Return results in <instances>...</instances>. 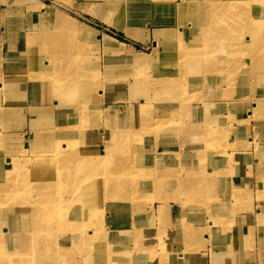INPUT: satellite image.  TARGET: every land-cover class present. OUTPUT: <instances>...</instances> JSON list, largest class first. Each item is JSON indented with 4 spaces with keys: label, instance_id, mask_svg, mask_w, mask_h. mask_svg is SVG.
Listing matches in <instances>:
<instances>
[{
    "label": "rangeland",
    "instance_id": "obj_1",
    "mask_svg": "<svg viewBox=\"0 0 264 264\" xmlns=\"http://www.w3.org/2000/svg\"><path fill=\"white\" fill-rule=\"evenodd\" d=\"M10 1L0 0V111L10 113L5 117V120L0 121V132L11 139V144L14 147L23 146L26 156L29 158L48 156L50 151L46 147L56 144V140H59L55 138V126L58 125L69 132L68 136L61 134L59 144H67L71 152L77 151L84 159L83 166L108 164L110 168H115L119 160L127 157V152L123 150L112 152L110 147L113 144L103 145L104 140L100 135L106 134L103 129L107 128V124L111 121L108 111L119 106V113L124 119V124L128 128L137 129L138 137L132 139V144L129 146H136L144 152L149 151L154 158L159 154L160 158L167 161L168 176L179 174L185 178L186 172L182 169V159L188 152L187 147L193 143H198V147H204L201 142L204 135L200 134L198 128L200 126L206 128L213 117H209L205 113L208 108L203 101L205 102L208 91L204 90L199 81L194 82L192 78L183 79L185 91L182 96L185 101L180 102L176 100L177 96L168 89V84L165 82L168 76L159 72V68L168 58V53L165 55L161 53L160 46L165 44L169 46L170 43L178 45L184 40L180 38L181 29L178 38L173 37L174 30L177 28L175 24L167 26L158 22L161 17L164 19L174 18L171 8L173 6L175 9L176 5H172L170 0L167 5L171 6L159 8L155 11L156 14L145 15L137 24H133L129 17L128 6H123L122 16L115 17L111 11H108L109 9L106 10L103 6H101L100 13H95L93 10L96 4L85 1L84 4H81L79 0L74 1V4H72V0L71 3L65 0L56 4L55 0ZM240 1L229 0L230 5L225 8L227 14L238 11ZM206 6L207 1H204V7L207 8ZM68 17L81 21L98 32H87L81 38L77 37L76 41L70 45L63 40L64 34L60 33L59 27L60 21ZM180 17L178 16L176 24H179ZM23 30L29 33V37L17 40L16 36L21 35ZM153 41L156 42L155 45H153ZM17 49L20 52L26 50L31 56L34 54L35 57L39 54L46 56L50 62H55V56L58 59V55H66L69 60L73 61L75 70L70 72L59 70L56 75L61 79L60 86L64 87V82L75 80L85 83L72 90H64L60 87L62 94L58 97L59 90L55 86L57 83L53 76L55 73H52L40 77L42 86L18 89L19 86L29 83L36 68L33 63L28 65L30 61L27 62L28 57H21L19 52L15 53ZM21 55L23 56V54ZM246 65L251 67L250 64ZM205 74L207 75V73ZM182 75L183 72H177L175 77L179 78ZM219 78L223 79V76ZM159 81H162L164 85L162 86V83L155 84ZM188 84L190 88H188ZM248 87L249 94L245 97L254 95L257 91L253 86ZM147 96L151 104L144 103ZM54 97L60 98L64 104L73 105L74 110H79L78 114L72 112L71 106L70 108H60L54 103L45 104L46 102L43 101ZM188 97L192 98V107L188 111H182L181 109L191 104ZM167 105H174L175 111L160 112V110L168 109ZM198 105H201L202 108H196ZM87 109H93L95 112L89 110L87 114H91L90 117L83 119ZM144 110H149V123L144 121L138 124L139 119H144L147 114ZM196 112L200 113L199 119ZM227 112V108L221 112L222 130L228 129L224 124ZM251 112H253V108L244 110L242 113ZM186 115L189 116L185 117ZM50 116H54L55 120L52 121ZM109 116L110 118H108ZM177 119L178 121H176ZM227 121L231 122L229 118ZM113 123L119 122L113 120ZM168 126L176 127L181 133H177L180 138H176L177 130L175 129V132ZM258 129V126L253 128L251 135H257ZM156 130L157 132H154ZM263 134L264 132H262ZM93 135L97 139L92 140ZM109 139L114 141L116 137L110 136ZM261 140L264 142V136ZM91 141L93 142L91 143ZM166 142L167 146L164 147ZM96 144L100 150L107 149L109 152L105 153V150H102L94 156L85 154L89 151L90 146ZM64 148L65 146H61V150ZM220 149L215 148L213 151L210 160L215 163L208 165L207 169L210 172L221 169L222 164H218V161H222L223 158ZM141 157L145 156L142 154ZM6 159V156L3 157L0 154V168L7 165ZM61 159L62 156L58 154L54 157V161ZM13 165H17V161L15 164L13 162ZM163 165L161 163L157 167ZM100 170L94 172L96 179L90 181L87 188L80 185L81 177L65 182V172L81 173L78 166L68 158L42 173L47 176V179L61 183V186L56 192L37 197L34 205L54 203L64 208L60 215L54 213L46 217L45 221L55 222L59 217L65 215L68 218L71 217V222L79 223L80 226L82 217L88 215L89 220L97 223L92 215L93 208L100 200L102 201L99 203L100 207L102 208L104 205L103 208H105V212L100 214L104 215V231L95 229L96 226L90 227L98 233V237L93 234L91 241L75 240L70 238V236L73 237L71 230L65 231L68 236L66 249L68 254L76 252L79 255L80 252L91 250L95 253L112 256V259L98 262L99 264L128 263L131 258L134 261L141 258L146 263V257L156 254L159 257L168 255L158 264H232L235 259L238 260V264H264V259L260 258L264 256V254H260L263 252L260 247L263 243L260 234L257 233L240 240L238 236H232L231 240H228L230 243L233 241V243L238 241L254 243L252 251L249 248L247 251H242L246 260L243 258L241 263V251L231 258L226 251L227 248L223 246V242L219 243L214 240L217 233H223V231L219 223L214 225L211 222L209 210L207 212L199 211L200 215L191 212L183 217L177 209L182 208L190 198L183 196L182 190H179L178 194L180 180L172 177L167 178V176L163 180L165 186H152L153 181L157 180V173L152 172L151 174L147 173V177L140 176L141 183L135 184L132 173L111 174L101 173ZM231 171L233 172L232 169ZM234 173L238 175L242 173V170L234 169ZM0 177L4 178L3 172ZM36 181L33 180V182ZM161 192H165V194ZM221 193L219 191L218 194L211 196H218ZM13 200L19 199L13 197ZM21 200H23L22 197ZM20 204V210L25 209V212L23 216L19 213L17 219L23 222L33 218L32 206L22 202ZM153 205L155 216L147 218V210ZM0 211L2 210L0 209ZM0 215H2L1 212ZM184 220L189 223L187 226L183 225ZM9 225H13V222H10ZM8 227L0 224V234L8 236L16 233L14 230H8ZM132 228L134 230L130 234L133 236L127 240V237L122 236L123 231ZM149 233L154 250L151 246H142L141 244L144 238L149 237ZM134 234L136 235L134 236ZM183 238L189 243H184ZM154 241L156 242L154 243ZM116 247L119 248V251H115ZM180 250L184 251V258H182ZM115 254H118L117 257ZM248 254H254L255 259L250 261L247 257ZM1 255H13L12 258L17 261L33 263L43 261L42 263L47 264L51 260H55L58 253L56 249H51L43 255L36 246L21 248L7 238L3 243H0V258ZM2 262L5 261L0 260V263Z\"/></svg>",
    "mask_w": 264,
    "mask_h": 264
},
{
    "label": "bare ground",
    "instance_id": "obj_2",
    "mask_svg": "<svg viewBox=\"0 0 264 264\" xmlns=\"http://www.w3.org/2000/svg\"><path fill=\"white\" fill-rule=\"evenodd\" d=\"M7 1L11 2L10 0ZM59 1L65 0H55V4ZM66 1L71 3V0ZM74 1L77 2L78 0H72V4ZM84 1L96 4L93 10L95 13H100L101 6H103L106 10L109 9L108 11H111L115 17L122 16L123 6H128L129 17L133 24H137L145 15L156 14L155 11L159 8L171 6L167 5L170 0H79L81 4H84ZM171 1L172 5H176L175 9L173 6L171 8L174 12V18L164 19L161 17L158 22L167 26L175 24L177 28L174 30L173 37L177 39L181 29L183 34H180V38L184 40L178 45L170 43L169 46L167 44L160 46L161 53L163 55L168 53V58L159 68V72L168 76V79L165 80L168 89L177 96L176 100L180 102L185 101L182 96L185 91L183 79L192 78L194 82L199 81L204 90L208 91L205 102L203 101L208 108L205 113L207 116L213 117L206 128L202 126L198 128L200 134L204 135V139L201 141L204 147H198V143H193L187 147L188 152L182 159V169L186 172L185 178L179 174L168 176L167 161L160 158L159 154L154 158L149 151L144 152L136 146H129L132 144L131 140L138 137L137 129L128 128L124 124V119L119 113V106L108 111V114L111 115V121L107 124V128L103 129L106 134L100 135L104 140L103 145L113 144L110 147L112 152L122 150L127 152V157L119 160L115 168H110L108 164L83 166L84 159L77 151L71 152L67 144H59L61 134L68 136L69 132L58 125L55 126V138L59 140H56V144L46 147L50 151L48 156L41 155L29 158L26 156V150L23 146L14 147L11 144V139L0 132V154L7 157V165L0 168V175L2 172L4 173V178L0 177V209L2 210L0 211L2 213L0 224L9 226L8 230L11 229L16 232L14 235L8 236L0 234V243L9 238L21 248L36 246L43 255L48 250L56 249L57 258L47 264H82L83 261V264H99L112 259V256L95 253L91 250L80 252L79 255L76 252L68 254L66 251L68 236L65 231L67 229L71 230L73 234V237L70 236L71 239L82 241H91L93 234L98 237V233L94 229H90L92 226L104 231V215L100 214L105 212V208H103L104 205L102 208L100 207L101 200L96 201L97 204L92 210V215H94L97 223L89 220L88 215H86L84 218L82 217L80 226L79 223L71 222V217L68 218L65 215L59 217L55 222L44 220L54 213L60 215L63 212L64 208L59 204L34 205L37 197L56 192L61 186V183L47 179V176L42 173L61 164L68 158L74 165L78 166L81 173L65 172V182L72 178L81 177L80 185L85 188L90 181L96 179L94 172L99 169H101V173H132L135 184L141 183L140 176L147 177V173L151 174L152 172L157 173V180L153 181L152 186H165L163 180L167 176V178L178 179L180 180L178 194L179 190H182L183 196L190 198L182 208L179 206L180 208L177 209L183 217L191 212L200 215L199 211L205 210L207 212L209 210L211 222L214 225L219 223L223 231V233H217L214 240L219 243L223 242L222 244L227 248L226 251L231 258L241 251V263L245 258L242 251H247L248 248L252 251L254 243L248 241L230 243L228 240H231L232 236H238L240 240L257 233L260 234L263 239L260 246L263 252L260 254H264V142L261 140L264 136V134L262 135L264 132V0H241L238 11H234L232 14L229 12L227 14L225 9L230 5L229 0H175V3H173L174 0ZM204 1H207V8L204 7ZM178 16L181 17L179 24H176ZM59 27L60 33L64 34L63 40L70 45L76 41L77 37L81 38L87 32H98L95 28L72 17L63 18ZM22 37H29V33L23 30L21 35L16 36V39L20 40ZM16 52L23 54V56L20 54L21 57H28L27 62L30 60L28 65L33 63L36 68V72L30 78L29 83L19 86L18 89L42 86L40 79L46 74L51 75L52 73H55L53 76L57 83L55 86L59 90L58 97L62 94L60 87L64 90H72L85 83L75 80L64 82V87L60 86L61 79L56 75L59 70L62 69L65 72L75 70L73 61L69 60L66 55H58V59L55 56V62H50L46 56L40 54L35 57L34 54L31 56L26 50L20 52L17 49ZM246 64H250L251 67ZM177 72H183V75L176 78ZM81 73L84 74L82 70ZM221 76L223 79L219 78ZM161 83L162 81H159L155 84ZM248 86H253L257 91L254 95L245 97L249 94ZM188 88H190L189 84ZM188 99L191 100V104L181 109L182 111H188L192 107V98L188 97ZM43 101L46 102L45 104L54 103L60 108H70L71 106L64 104L60 98L55 97ZM144 103L151 104L148 96ZM167 107L169 108L160 110V112L175 111L174 105H167ZM196 108L202 107L198 105ZM224 108L228 109L224 124L229 130L221 129L223 125L221 112ZM250 108H253V112L242 113ZM89 110L94 111L87 109L83 119L90 117L91 114H87ZM72 112L78 114L79 110H74L72 107ZM144 112L147 114L144 119H139L138 124L144 121L149 123V110H144ZM203 113H201L202 116ZM9 114L8 111H0L2 117L0 121L5 120ZM196 114L199 119L200 113L196 112ZM187 116L189 115L185 117ZM112 117L114 121L119 123H113ZM50 118L52 121L55 120L54 116H50ZM227 118L231 120L230 123H228ZM257 126L259 127L258 134L251 135V130ZM168 127L174 131L176 129V138H180L177 133H181L176 127ZM110 136L116 137V140L111 141ZM93 139H97L95 135L92 136ZM61 146H65V148L61 150ZM166 146L167 142L164 144V147ZM215 148H221L223 158L222 161H218V164H222V166L221 169L210 172L207 167L215 163L210 160ZM88 150L85 152L88 156L99 154L102 150H105V153L109 152L107 149L100 150L97 144L90 146ZM52 154L54 155L51 156ZM56 154L62 156V159L54 161ZM142 154L145 156L144 158L141 157ZM15 161H17V165L14 166L13 162L15 164ZM161 163L164 165L157 167ZM234 169L236 171L242 170V173L237 175L234 173ZM33 180L37 181L33 182ZM148 187L150 188L149 185ZM219 191L222 192L220 195L211 196L218 194ZM161 193L165 194V192ZM13 197H17L19 200H13ZM20 202L32 206L33 218L28 217L29 219L23 222L17 219L19 213L23 216L25 212V209L20 210ZM154 216L153 205L147 210V218ZM10 222H13V225H9ZM188 224L186 220L183 221L184 226ZM12 226L13 228H10ZM5 229L7 228L5 227ZM133 230L134 228L125 229L122 236L130 240L133 236L130 232ZM182 240L184 243L188 242L185 238ZM151 242L149 233V237L144 238L141 244L142 246H151L154 250ZM115 251H119V248L116 247ZM180 251L182 258H184V251ZM117 255L115 254V257ZM12 256L1 255L0 260L5 262L0 264H45L42 263L43 261L37 263L17 261ZM167 256L159 257L156 254L151 257L150 255L146 257V263L158 264ZM247 257L250 261L255 259L254 254H248ZM260 258L262 260L264 256ZM132 262H134L133 264H146L141 258H137L135 261L131 258L130 262H123L122 264ZM232 264H238V260L235 259Z\"/></svg>",
    "mask_w": 264,
    "mask_h": 264
},
{
    "label": "water",
    "instance_id": "obj_3",
    "mask_svg": "<svg viewBox=\"0 0 264 264\" xmlns=\"http://www.w3.org/2000/svg\"><path fill=\"white\" fill-rule=\"evenodd\" d=\"M156 44V42L155 41H153V45H155ZM27 145V144H26Z\"/></svg>",
    "mask_w": 264,
    "mask_h": 264
},
{
    "label": "trees",
    "instance_id": "obj_4",
    "mask_svg": "<svg viewBox=\"0 0 264 264\" xmlns=\"http://www.w3.org/2000/svg\"><path fill=\"white\" fill-rule=\"evenodd\" d=\"M121 37V36H120Z\"/></svg>",
    "mask_w": 264,
    "mask_h": 264
}]
</instances>
